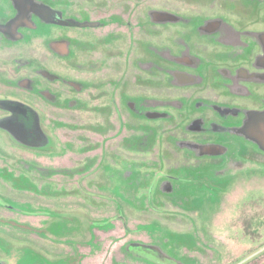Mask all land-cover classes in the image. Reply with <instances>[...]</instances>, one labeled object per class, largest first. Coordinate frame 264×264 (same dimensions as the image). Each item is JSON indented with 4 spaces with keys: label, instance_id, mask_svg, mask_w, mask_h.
<instances>
[{
    "label": "flooded vegetation",
    "instance_id": "obj_1",
    "mask_svg": "<svg viewBox=\"0 0 264 264\" xmlns=\"http://www.w3.org/2000/svg\"><path fill=\"white\" fill-rule=\"evenodd\" d=\"M6 1L0 17L1 235L13 234L12 224L40 232L57 211L98 207L99 188L110 192L103 171L120 168L116 159L141 172L148 201L172 209L185 187L214 195L217 187L232 190L244 175L264 182V0H210L200 14L227 24L212 19L196 27L170 15L193 13L169 0H126L124 7L121 0ZM47 119L59 124L55 138ZM43 152L54 154L53 161L47 164ZM188 172L199 175L200 184ZM118 227L95 230L91 243L98 249L76 247L67 259L82 264ZM119 237L126 241L117 253L136 243L125 231Z\"/></svg>",
    "mask_w": 264,
    "mask_h": 264
},
{
    "label": "rangeland",
    "instance_id": "obj_2",
    "mask_svg": "<svg viewBox=\"0 0 264 264\" xmlns=\"http://www.w3.org/2000/svg\"><path fill=\"white\" fill-rule=\"evenodd\" d=\"M160 1L164 0H154L153 4ZM209 1L169 0L171 6L178 4L183 6L185 11H188L187 8L192 9L189 12L193 14L185 12L179 14L177 11H168V13L182 25L189 24L196 27L201 25L202 20L212 19H215L220 26L226 25L225 18H214L212 15L209 16V13H206L207 16L200 14L202 10L200 6ZM125 2L126 0H121L120 6L124 7ZM6 3L5 0L0 8V17L6 15ZM232 4L229 3L230 6ZM207 36L210 34H206ZM166 51L169 52L168 48ZM194 57L196 58L195 55ZM37 107L43 111L41 105ZM86 115L78 113L75 117L83 122L86 120ZM68 116L66 117L70 118ZM46 122L52 138H55L59 124L56 125L52 119H47ZM129 143L132 145L131 142ZM128 144L125 146L129 147ZM43 154L45 155L42 157L47 164L55 157L54 154L45 152ZM57 157L60 155H56V159ZM24 160L23 165L27 166L29 161ZM116 161L120 163V168H107L103 171L104 182L107 183L110 192L107 193L109 195H105V190L98 187L101 189L99 192L103 193L96 195L98 207L94 209L85 207L86 209L83 210L71 208L72 210L66 213L57 211L56 218L46 222L40 232L24 233L22 229L12 224L11 229L15 232L8 233V236L16 240L0 234V252L3 254L0 262L2 264H72L75 260L67 259V256L71 255L72 258V255H76L74 253L76 247L81 249L87 245L93 249L96 247L91 243L94 237L97 238L95 230L104 231L119 224L114 233L103 235L101 250L86 255L82 264L264 263V182H248L247 176L244 175L237 185H233L232 190H220L217 187L214 195H209L200 187H196L193 191L185 187L181 190L183 194L174 200L177 208L172 209L169 206L165 207L159 201H156L157 203L153 200L148 201L150 193L147 196V192L150 188L147 183L139 180L142 178L139 175L141 172L136 170L133 162L119 159ZM188 173L195 177L194 183L200 184L199 175ZM9 178L11 179V175ZM9 178L8 175L6 178L1 177L3 182L4 179L7 182L6 179ZM181 178L185 182L187 175L183 174ZM83 181L85 187V182H89L88 177H83ZM96 183L103 185L100 181ZM8 187L11 190L17 188L12 181L8 183ZM86 187L88 188L87 184ZM80 197L84 198L82 201L86 202L87 206L90 205L91 197L87 198L86 195ZM6 199L15 207L21 206L15 200L10 201L12 199L8 197ZM88 201H90L89 205ZM24 206L26 211L33 210L29 204ZM80 211L84 212L85 216L80 214ZM122 230L136 243L130 248L120 249L117 253L118 246L126 241L123 237H119L123 234ZM111 236L118 237L116 241L119 242H112ZM87 251L88 249H85L82 252Z\"/></svg>",
    "mask_w": 264,
    "mask_h": 264
},
{
    "label": "trees",
    "instance_id": "obj_3",
    "mask_svg": "<svg viewBox=\"0 0 264 264\" xmlns=\"http://www.w3.org/2000/svg\"><path fill=\"white\" fill-rule=\"evenodd\" d=\"M262 264H264V263H262Z\"/></svg>",
    "mask_w": 264,
    "mask_h": 264
}]
</instances>
